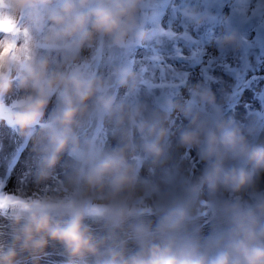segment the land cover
Here are the masks:
<instances>
[{"label": "clouds", "instance_id": "clouds-1", "mask_svg": "<svg viewBox=\"0 0 264 264\" xmlns=\"http://www.w3.org/2000/svg\"><path fill=\"white\" fill-rule=\"evenodd\" d=\"M149 2L3 0L0 13L23 31L12 37L0 27V123L31 145L38 191L0 190L10 235L0 242V264H39L54 245L60 264H264V189L257 182L264 144L256 123L227 115L207 82L188 85L189 99L170 95L152 106L118 99L113 90L138 93L130 64H116L112 80L78 70L98 45L125 53L156 40ZM179 13L197 27L208 20L187 0ZM215 43L221 54L244 47L227 20ZM174 112L188 123L178 125ZM95 114L117 130L114 147L78 135ZM173 141L195 150L199 174L183 158L169 163ZM65 153L75 163L47 188ZM145 163L160 175L141 177ZM205 212L207 235L196 223Z\"/></svg>", "mask_w": 264, "mask_h": 264}, {"label": "bare ground", "instance_id": "bare-ground-1", "mask_svg": "<svg viewBox=\"0 0 264 264\" xmlns=\"http://www.w3.org/2000/svg\"><path fill=\"white\" fill-rule=\"evenodd\" d=\"M187 2L208 15L206 23L197 27L180 16L179 8L183 6L185 0H150L147 17L157 32L156 40L125 53H113L104 48L102 56L97 53L96 59L94 54L92 59L87 57L86 63L79 66L78 70L86 68L85 71L91 74L112 80V70L116 64H130L138 76V93L126 95V89L113 84L118 99L124 98L129 103L142 101L156 106L165 96L173 95L174 86L182 83L180 79L174 80L177 74L170 66L171 63L182 60L184 66L180 74L183 76L181 79L189 76L192 80L209 83L218 102L225 105L227 115L245 126L256 123L260 128L257 142L264 144V0H187ZM2 5L3 0H0V6ZM226 20L230 27L241 33L244 47L241 51L232 53L233 64L230 66L232 69L229 74L211 77L210 80L209 77L204 79L211 63L221 55L215 40L223 31ZM8 24L10 26L7 27V32H11L12 37H17L23 31L19 26H14L17 25V21L0 13V27L4 28ZM178 51L184 55H179ZM184 98H190L189 92ZM51 107L52 105L50 109ZM175 119L177 122L178 119L176 117ZM102 124V131H112L117 144V130L110 121L97 114L83 122L77 130L78 135L82 141L91 139L94 134L93 127L96 125L98 128ZM14 140L12 129L0 123V189L2 188L4 192H17L23 185L27 188L33 185L30 174L35 166V157L30 144L25 146L21 141V150H24L17 162L15 159L17 152L14 151L8 158L9 161L2 163V158L9 152ZM98 141L99 139L95 142ZM183 153L185 149L173 141L169 163L179 159ZM194 153L196 152L193 150L189 155ZM185 162L191 164L195 174H199L203 167L196 155L191 157V161ZM74 163L73 158L65 153L56 168L60 169L64 165L71 168ZM149 167L147 163L143 164L140 172L142 173L144 169L149 170ZM8 170H11V173L5 175ZM160 173L161 168H157L151 172V176L155 179ZM257 182L258 186L264 189V173L259 175ZM202 199L207 200L206 193ZM6 212L7 206L4 205L0 208V242L3 243L10 240L7 221L3 218ZM145 214L154 225L156 217L151 215L150 211ZM196 223L201 226L202 234L207 235L210 228L207 212ZM92 226L96 228V225ZM128 248L134 249V243L129 241ZM46 251L49 255L42 258L39 264H60L63 258L59 255L61 251L59 245L50 246ZM87 264L92 262L88 261Z\"/></svg>", "mask_w": 264, "mask_h": 264}, {"label": "rangeland", "instance_id": "rangeland-1", "mask_svg": "<svg viewBox=\"0 0 264 264\" xmlns=\"http://www.w3.org/2000/svg\"><path fill=\"white\" fill-rule=\"evenodd\" d=\"M8 26H10V24H8L7 26L4 27L5 31H7V27ZM103 49H104V47L102 45H98L97 48L92 53L89 54L88 52H85L84 56L86 58L90 57V59H92L93 58V54H94L95 59H96V54L97 53H98L99 56L103 55ZM178 52H179V55L182 54V53H180V51H178ZM182 55H184V54H182ZM232 62H233L232 52L221 54L217 59H215L211 63L210 70H209L207 76H205L204 79H206L208 77L211 78V77H215V76H221L222 74H224V75L229 74L230 70L232 69V67H230L233 64ZM170 66L173 67V69L175 70V73L177 74L176 77H175L176 79H174V80H179L180 79L181 82H182L180 85H176V83H175L176 86L173 87V90H174L173 95H177V96H180V97L183 96V98H184L185 94L188 93V90H187L188 85L195 84V83H201V81H199V80H192L191 78H189V76L185 77L184 79H181V78H183V76H181L180 74H181V72L183 70V66H184V62L182 60H177V61L174 62V64L171 63ZM83 70L85 71L87 69L84 68ZM150 87L152 88L151 85H150ZM185 91H187V92H185ZM172 115L175 116L178 119L177 122H176L178 125H186L188 123L187 120L181 114L174 112ZM102 127H103V124L100 125L98 128H97L96 125L93 127L94 128V130H93L94 134H93V138H91V140L96 141L97 139H99L97 144L102 145L105 148L114 147L116 145V143H115L116 141L114 139L113 132L110 131V130L109 131H106V130L102 131L103 130ZM14 136H15V140L12 143V145H11V147L9 149V152L2 158V163L3 162L4 163L8 162L9 161L8 158H10V156H12V153L14 151L17 152V153L15 152L16 153L15 155L17 156L15 158L16 162L19 160L20 156L22 155V152L24 150V149L21 150V147H22L21 146V141L22 140L15 133H14ZM190 152H186V150H185V153L180 155L179 159L183 158L184 161H191V157L196 155V153L189 155ZM179 159H177V160H179ZM34 167H33V169H34ZM70 169L71 168H69L66 165H64V167H62L60 169L56 168L55 169V180L49 181L47 183L46 187L47 188L54 187L56 181L62 180L64 175L66 174V172H68ZM10 173H11V170H8V171H6L5 175H9ZM140 175H141V177H144V178L154 179L151 176V172L149 170H146V169H144V171H142V173L140 172ZM31 184H33V183H31ZM19 188H20V190L17 191V192L23 191L25 194H33L35 191H38V189H36L34 187V185H32L30 188H27L24 185L22 187H19ZM0 190H2V188ZM8 203L9 202L4 201V205L8 206ZM143 211L146 213L147 211H150V209L144 208Z\"/></svg>", "mask_w": 264, "mask_h": 264}, {"label": "snow or ice", "instance_id": "snow-or-ice-1", "mask_svg": "<svg viewBox=\"0 0 264 264\" xmlns=\"http://www.w3.org/2000/svg\"><path fill=\"white\" fill-rule=\"evenodd\" d=\"M4 207V198L0 196V208Z\"/></svg>", "mask_w": 264, "mask_h": 264}]
</instances>
